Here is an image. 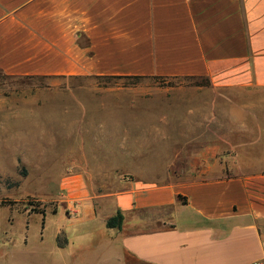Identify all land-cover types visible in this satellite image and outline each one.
<instances>
[{
  "label": "crops",
  "instance_id": "1",
  "mask_svg": "<svg viewBox=\"0 0 264 264\" xmlns=\"http://www.w3.org/2000/svg\"><path fill=\"white\" fill-rule=\"evenodd\" d=\"M0 73L193 80L222 101L156 105V144L173 146L156 180L92 194L79 172L62 180L71 215L52 228L0 219V264L264 260V0H0ZM226 135L248 161L230 176L209 148ZM117 212L120 229L108 228Z\"/></svg>",
  "mask_w": 264,
  "mask_h": 264
},
{
  "label": "rangeland",
  "instance_id": "2",
  "mask_svg": "<svg viewBox=\"0 0 264 264\" xmlns=\"http://www.w3.org/2000/svg\"><path fill=\"white\" fill-rule=\"evenodd\" d=\"M162 82L19 78L0 73V219H17L16 226L31 219L33 233L40 229L41 219L52 228V219L71 215L62 180L79 172L92 194L112 192L125 181L156 180V167L163 168L173 151L172 145L156 144L152 126L156 105L222 103L213 92L195 89L196 81ZM128 104L138 107L123 111ZM226 136L231 143H210L209 148L219 151L225 175L230 176L235 165L245 167L248 161L233 158L238 150L232 141L237 138Z\"/></svg>",
  "mask_w": 264,
  "mask_h": 264
},
{
  "label": "trees",
  "instance_id": "3",
  "mask_svg": "<svg viewBox=\"0 0 264 264\" xmlns=\"http://www.w3.org/2000/svg\"><path fill=\"white\" fill-rule=\"evenodd\" d=\"M194 86H205L206 84H201V82H195L193 84ZM123 221V216L121 215L120 212H117L114 216L109 217L106 221V226L108 228H117L120 229ZM58 244L61 246L62 243L58 241Z\"/></svg>",
  "mask_w": 264,
  "mask_h": 264
},
{
  "label": "built area",
  "instance_id": "4",
  "mask_svg": "<svg viewBox=\"0 0 264 264\" xmlns=\"http://www.w3.org/2000/svg\"><path fill=\"white\" fill-rule=\"evenodd\" d=\"M247 264H264V260H256V261H253L251 263H247Z\"/></svg>",
  "mask_w": 264,
  "mask_h": 264
}]
</instances>
